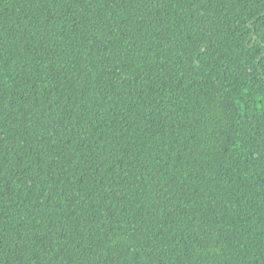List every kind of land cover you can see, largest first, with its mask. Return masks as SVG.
<instances>
[{"label": "trees", "instance_id": "1", "mask_svg": "<svg viewBox=\"0 0 264 264\" xmlns=\"http://www.w3.org/2000/svg\"><path fill=\"white\" fill-rule=\"evenodd\" d=\"M0 264H264V0H0Z\"/></svg>", "mask_w": 264, "mask_h": 264}]
</instances>
